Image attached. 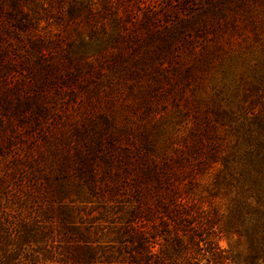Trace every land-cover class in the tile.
I'll return each instance as SVG.
<instances>
[{
	"label": "rangeland",
	"instance_id": "rangeland-1",
	"mask_svg": "<svg viewBox=\"0 0 264 264\" xmlns=\"http://www.w3.org/2000/svg\"><path fill=\"white\" fill-rule=\"evenodd\" d=\"M263 19L264 0H0V264H73L85 245L106 264L120 160L143 133L156 158L179 145Z\"/></svg>",
	"mask_w": 264,
	"mask_h": 264
},
{
	"label": "trees",
	"instance_id": "trees-1",
	"mask_svg": "<svg viewBox=\"0 0 264 264\" xmlns=\"http://www.w3.org/2000/svg\"><path fill=\"white\" fill-rule=\"evenodd\" d=\"M260 29L239 73L229 63L213 76L179 145L156 158L157 137L143 133L136 166L120 160L108 194L124 203L106 264H264V19ZM221 221L243 243L240 256L219 246ZM85 246L73 264L93 262Z\"/></svg>",
	"mask_w": 264,
	"mask_h": 264
}]
</instances>
